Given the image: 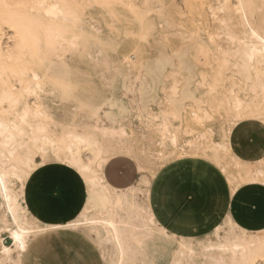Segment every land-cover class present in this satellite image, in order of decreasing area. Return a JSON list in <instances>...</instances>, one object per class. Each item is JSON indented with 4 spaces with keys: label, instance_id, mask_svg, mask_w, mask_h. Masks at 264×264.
Segmentation results:
<instances>
[{
    "label": "bare ground",
    "instance_id": "bare-ground-1",
    "mask_svg": "<svg viewBox=\"0 0 264 264\" xmlns=\"http://www.w3.org/2000/svg\"><path fill=\"white\" fill-rule=\"evenodd\" d=\"M214 1L209 10L214 17L222 15L216 35L233 47L220 68L237 71L229 76L234 84L222 99L205 102L197 101L188 88L178 91L186 71L185 50L149 56L150 51L166 52L169 35L192 30L180 19L176 0H0V264H20L32 239L57 228L87 236L105 260V246L114 245L117 264L137 253L146 264H264V234L232 229L224 238L217 227V243L204 244L197 252L191 242L155 220L148 201L149 177L142 173L148 186L142 205L136 187L115 190L103 174L118 156L134 160L142 172L154 170L153 177L174 161L204 158L225 175L231 193L244 183L264 184V149L261 155L243 158L230 140L231 125L245 112L264 117V0ZM146 24L151 28L149 42L141 36ZM85 27L95 40L84 34ZM7 35L10 42L5 45ZM112 61L124 75V92L110 95L100 107L85 101L99 97L93 73L105 71ZM163 64L169 66L165 72ZM144 69L151 80L169 79L162 89L182 100L162 97L158 105H168L159 110L143 104V95L153 90L152 81L140 78ZM219 81L203 78L199 83L216 92ZM240 86L259 101L239 98ZM189 99L197 101L190 106L200 125L214 118L223 122L220 142L213 141L212 128L183 130L179 112ZM231 111L236 112L235 122ZM48 167L70 170L84 184L85 200L68 221L45 222L27 202L31 178ZM156 235L162 241H155Z\"/></svg>",
    "mask_w": 264,
    "mask_h": 264
},
{
    "label": "crops",
    "instance_id": "crops-1",
    "mask_svg": "<svg viewBox=\"0 0 264 264\" xmlns=\"http://www.w3.org/2000/svg\"><path fill=\"white\" fill-rule=\"evenodd\" d=\"M244 151H247L245 147ZM52 172L71 176L69 180L78 182L73 187V197H68L57 186L51 187L44 175ZM103 174L106 182L118 191L134 187L141 175L137 163L123 156L112 159L104 167ZM35 176L42 178L31 186ZM226 179L217 166L204 158H186L167 164L152 177L149 187L148 201L155 220L178 236L209 233L226 217L243 230H264V185L248 183L231 193ZM26 198L40 219L60 223L71 219L67 218L76 211L81 200H85V193L73 172L62 167H48L31 178ZM57 229L32 239L20 264H105L99 248L87 236L71 229Z\"/></svg>",
    "mask_w": 264,
    "mask_h": 264
},
{
    "label": "rangeland",
    "instance_id": "rangeland-1",
    "mask_svg": "<svg viewBox=\"0 0 264 264\" xmlns=\"http://www.w3.org/2000/svg\"><path fill=\"white\" fill-rule=\"evenodd\" d=\"M214 2H215L214 0H176L177 11L180 16V19L184 21V24L186 26L187 25L190 26L192 30L189 29L188 32L185 31L179 34L169 35L168 38H172V41L170 43V47L167 48L166 52L163 50H159L158 52H154V51L149 52V56L151 58H158L160 56V52L161 54L168 53L171 55L172 54L174 55L175 53H178L183 50L187 52V53L185 52V54H186V61L188 64L185 62L186 63L184 64L185 67L183 66L184 67L183 69L186 71L184 72V75H183V81L178 83L177 87H178L179 92H182L185 88H188V92L193 94L194 97L198 99L197 101L209 102V101H212L213 97L217 99H222L224 94L232 87V84H234L230 81L231 78L229 76L233 72L237 71L236 68H229V69L220 68L221 67L220 65L223 64V61L221 60L223 58H227L232 53L231 50L233 47L229 45V42H227L226 39H224V36L216 35L217 33L216 29H218L216 27L219 24L218 19L222 15L217 14L216 17L212 15L211 11L209 10V6L213 4ZM83 32L84 34H86V36L89 39L95 40V36L93 35V33L90 31L89 28L85 27L83 29ZM141 36L142 38H145L147 42L150 41L151 28L148 24L143 26ZM160 36L162 37V35H159V36L156 35V37H160ZM219 36L220 38H218ZM208 37L209 38L211 37L212 39L210 40ZM197 39L200 41H197ZM4 42H5V45L10 42L9 35L5 36ZM163 45L165 44L163 43ZM217 46H218V49H217ZM101 49L105 50V47L102 46V44H101ZM227 51L230 53H228ZM176 65L177 64L174 63V67H176ZM168 67L169 66L167 65L164 66L163 64V66L160 69L165 72L166 70L169 69ZM148 72L149 71L144 69L143 72L139 74L140 78L144 79V83L152 81V86H153V90L152 92H150V95L148 93H145L142 99L140 100L142 101L143 104H152V107H153L152 109L159 110L160 108L166 109L168 105V103L165 101L163 102L161 106L158 105L160 101L162 103V100H160V98L162 97L165 98L168 96L169 98H172L176 101L182 100L181 98L170 96L169 90L162 89L163 87L167 86L169 79L164 78V76H160L158 78H153V80H151L152 78L150 79ZM219 72H221L220 75L218 74ZM189 77L190 79L192 78V80L188 79ZM203 78L208 80L210 83H212L215 79L220 80L219 83H217L218 90L216 92H212L207 87H201L199 82ZM92 81H93V86L97 87L99 90V93L97 92L99 94V97H96V96L92 98L87 97L88 99H85V101L95 106L100 107L106 102H108L110 95H113V94L118 95L124 92L120 89V86L125 81V78L121 72V69L117 67V63L115 61H112L105 71L100 72V73H93ZM235 81L238 82L237 80ZM240 87L241 88L236 87L237 96L239 98L242 97L241 99H244V97L247 96V98L252 97L254 99L253 100L254 102L259 101L258 99L255 98V94L253 92L244 91L242 90L243 86H240ZM94 93L96 94V92ZM195 102H192V100L190 99L185 100L184 102L185 107L180 108V112H179L180 119L183 120L185 123V129L183 130L193 129L197 131H201V130L206 131L207 128H212L213 141L220 142L224 137V131L222 129L223 122L221 120H218L217 118H214L212 122H205L203 125H200L195 120V116L191 113L190 105ZM235 114L236 112L231 111L230 118L232 119V122H235L236 120ZM99 116L102 117L101 110H100ZM214 117H217V116H214ZM261 117H263V115L260 116V115L249 114L248 112H245L242 117V120L236 122L235 124L232 123L234 125H231L230 127L232 130L230 132V140L232 142L231 143L232 147L236 151L241 152L244 157L251 158L256 153L261 155L260 149H264V131H261V129L264 128L263 126L264 120H262ZM252 120L255 122H253ZM244 147L247 150L246 152L244 151ZM140 173H141L140 179L138 180L136 184H134V187L137 188V190L135 191V194H136L137 201L140 204L145 205L147 203L146 195H147L148 186L142 181L141 178H142V175L144 174L150 179H152L154 170L147 168L144 172L140 170ZM42 176H38V177L35 176L33 178L31 186L38 184V180L42 178ZM44 177L46 178V180L48 181V183L51 185L52 188L53 187L55 188L57 186L59 189H62V191H64L68 197L74 196L75 189L73 187L76 184H78V182L75 179L74 181L69 180V178H73V177L64 175L63 173H59V172L48 173L44 175ZM256 183L264 185L263 183H259V182H256ZM81 184L84 190V184L82 181H81ZM244 184H248V183H244ZM83 200L84 198L81 200L78 208L76 209L75 212H73L72 216H70L67 219L73 218L76 215L79 208L82 206ZM72 208L74 210L75 206H73ZM217 227L220 228V234L224 238L228 236L230 230L232 229L234 230L235 233H239V230H242L237 225H235V223L230 219V217H226L220 223L214 226V228L209 233L201 234L199 236H178L177 235V237L179 238L184 237L185 240L191 242L193 249L198 252V250H200V247L204 244L217 243L216 236L214 235V230ZM247 232L249 234H253V235L255 234L258 237H262L264 234V230H262L261 232H249V231ZM154 240L157 242L162 241V239L157 235L154 237ZM105 247L107 250V260L104 259L105 264H117L118 257L115 253L114 245L107 243ZM161 254L162 255L166 254L164 257L168 258V255H169L168 252H162ZM136 255L138 256L134 255L135 257L133 258L131 257L128 261L124 262L123 264H146L145 260L143 258L141 259L140 254L137 253Z\"/></svg>",
    "mask_w": 264,
    "mask_h": 264
},
{
    "label": "snow or ice",
    "instance_id": "snow-or-ice-1",
    "mask_svg": "<svg viewBox=\"0 0 264 264\" xmlns=\"http://www.w3.org/2000/svg\"><path fill=\"white\" fill-rule=\"evenodd\" d=\"M261 119L264 120V117H261ZM261 131H264V128H262ZM16 239L19 240V237L17 236Z\"/></svg>",
    "mask_w": 264,
    "mask_h": 264
},
{
    "label": "water",
    "instance_id": "water-1",
    "mask_svg": "<svg viewBox=\"0 0 264 264\" xmlns=\"http://www.w3.org/2000/svg\"><path fill=\"white\" fill-rule=\"evenodd\" d=\"M7 243H9V241H7Z\"/></svg>",
    "mask_w": 264,
    "mask_h": 264
}]
</instances>
